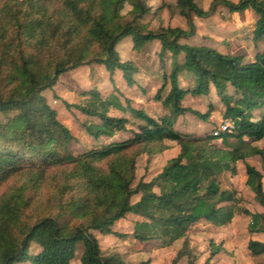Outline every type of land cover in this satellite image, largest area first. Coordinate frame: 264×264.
<instances>
[{"label":"trees","instance_id":"1","mask_svg":"<svg viewBox=\"0 0 264 264\" xmlns=\"http://www.w3.org/2000/svg\"><path fill=\"white\" fill-rule=\"evenodd\" d=\"M175 1L162 0L153 17L165 8L174 14L179 6L186 28L151 29L145 20L152 9L148 0H0V264H71L77 257L81 264L149 263L103 253L97 234L130 235L162 246L182 239L179 257L197 264L188 231L201 220L221 227L244 213L250 216L249 233L264 232V144H256L264 140V111L254 113L264 105V46L248 59L244 53L180 42L195 35L193 16L205 17L222 3L232 13L253 10L252 38L264 45V0H212L207 10L196 0ZM126 38L135 49L157 39L162 51H169L170 88L163 95V84L155 95L168 112L155 118L124 105L119 94L104 97L95 86L83 89L82 101L66 105L98 118L83 124L96 144L73 147L77 137L43 91L63 73L91 63L111 75L121 71L131 82L136 64L118 49ZM181 69L193 76L192 87L179 85ZM211 87L232 129L218 135L213 128L178 129L175 120L186 110L181 101L188 93L209 94ZM111 108L131 116L111 114ZM215 108L211 102L207 112L190 111L206 119ZM122 131L131 134L113 140ZM171 142L179 145L178 154L152 179L134 183L138 157H153ZM255 155L261 169L247 161ZM238 161L262 211L241 205L240 191L223 184L227 172L236 173ZM128 213L141 219L131 233L120 232L113 226ZM210 245L204 264H213L220 250L227 252L222 241ZM247 248L253 264H264V241L250 238Z\"/></svg>","mask_w":264,"mask_h":264},{"label":"rangeland","instance_id":"2","mask_svg":"<svg viewBox=\"0 0 264 264\" xmlns=\"http://www.w3.org/2000/svg\"><path fill=\"white\" fill-rule=\"evenodd\" d=\"M166 1L176 4L175 0ZM196 1L203 9L207 10L212 0ZM148 2L152 9L146 15L145 20L150 22L151 29L168 26L187 27V19L179 13V6L174 14L169 8H165L160 16L154 18L153 11L161 5L162 0H148ZM255 18L256 14L251 9L241 13H232L224 4L219 3L215 11L207 16H193L196 33L190 38H181L180 42L207 44L224 52L244 53L248 59H252L255 52L264 46L261 40L254 41L252 38ZM118 49L123 59H131L136 64L137 69L132 74L131 82L124 78L121 71H115L111 75L105 66L91 63L83 64L63 73L51 88L43 91L47 102L57 109L59 118L77 137L78 140L74 142L73 147L96 144L95 138L85 131L83 124L85 121L98 118L88 116L74 105H66V102L78 103L82 101L84 99L81 94L83 89L95 86L104 97L110 93L119 94L124 105L129 103L132 107L143 108L147 114L155 118H160L168 112L167 107L155 95L163 84H165L162 90L163 95H166L170 88L169 79L165 80V74L168 76L173 67L169 51H162L161 42L157 39L147 41L143 47L135 49L132 40L126 38L118 44ZM177 57L182 60L183 53H179ZM178 77L181 87L194 85L193 76H188L186 70L181 69ZM229 89L231 88L229 87ZM211 102L216 105V108L206 119L198 117L190 111V109H196L202 113L207 112ZM181 105L186 110L177 116L175 126L182 131L203 133L218 126L224 120L222 115L224 105L213 87L209 94L188 93L181 101ZM261 111H264V105L260 109L254 110V113L259 114ZM110 113L118 116H131L129 112L125 113L115 108H111ZM128 127H133V125L129 123ZM130 134V132L122 131L115 135L113 140L125 138ZM100 139L102 141L112 140L104 136H101ZM171 144V148L153 157L148 158L147 155L138 157L134 183L139 179L146 181L152 179L171 157L178 154L179 145L175 142H171ZM256 144L262 146L264 140L258 141ZM247 161L261 169V161L257 155L248 158ZM236 167L235 174L227 172L224 175L223 184L228 187L233 186L240 191L243 197L241 205L251 211H262V205L257 200L255 193L246 185L247 174L243 161H238ZM136 199L137 196H134V200ZM249 218L250 216L247 214L238 213L225 226L218 227L206 220H201L193 225L188 231V238L198 254L196 263L204 264L209 257L211 240L216 243L222 241L227 252H230L229 254L224 250L217 252L212 256L213 264L253 263L255 258H248L251 256V252L247 248L249 238L246 225ZM137 219H141V216L128 213L125 218L116 221L113 227L120 232L131 233ZM97 235H99L103 253L119 252L129 261L149 259L148 264H187L186 257H179L182 239L169 246H162L157 240L141 242L136 241L130 235L125 238L113 234ZM262 258L264 259V256ZM71 264H81V262L77 257L71 261Z\"/></svg>","mask_w":264,"mask_h":264},{"label":"built area","instance_id":"3","mask_svg":"<svg viewBox=\"0 0 264 264\" xmlns=\"http://www.w3.org/2000/svg\"><path fill=\"white\" fill-rule=\"evenodd\" d=\"M232 126V121L229 119H225L218 126L213 127V134L218 135L222 131H230L232 129Z\"/></svg>","mask_w":264,"mask_h":264},{"label":"crops","instance_id":"4","mask_svg":"<svg viewBox=\"0 0 264 264\" xmlns=\"http://www.w3.org/2000/svg\"><path fill=\"white\" fill-rule=\"evenodd\" d=\"M259 211H261V210H259ZM250 219V218H249ZM248 222H249V220H248ZM248 222H247V224H248ZM246 227H247V225H246ZM248 232V231H247ZM99 236V235H98ZM99 238V237H98ZM248 238L250 239V238H253V239H257V240H260V241H264V232H254V233H249L248 232ZM248 239V240H249ZM262 256H264V254H262ZM248 258H255L254 256H252V254H251V256H248ZM254 262V261H253ZM250 264H253V263H250Z\"/></svg>","mask_w":264,"mask_h":264}]
</instances>
